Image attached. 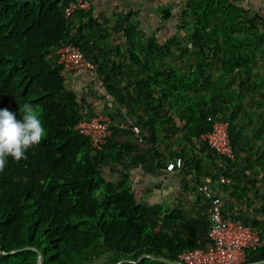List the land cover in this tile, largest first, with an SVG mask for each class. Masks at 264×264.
<instances>
[{
  "label": "trees",
  "instance_id": "trees-1",
  "mask_svg": "<svg viewBox=\"0 0 264 264\" xmlns=\"http://www.w3.org/2000/svg\"><path fill=\"white\" fill-rule=\"evenodd\" d=\"M70 1L0 0V109L7 108L21 119L20 108L30 103L40 110L46 130L42 142L27 151L26 159L15 162L9 158L0 172V264H36L38 253L42 264H92L80 263L79 256L96 242L114 252L109 264L134 261L142 254L177 260L182 250L200 246L175 226L185 219L184 213L140 203L131 192L127 167L119 173L117 183L106 178L104 166L109 162L126 166L131 149L109 144V140L101 149L92 147L76 128L88 116L82 115L75 93L65 86L57 54L52 63L50 57L64 42L77 45L92 62L104 89L138 119L153 146L159 141L158 133L165 132L166 139L179 128L176 118L184 121L182 131L189 139L212 130L208 118L227 120L235 158L227 161L226 174L235 182L230 170L238 160V133L235 117L225 116L220 98L228 99L224 108L232 112L243 106V84H236L235 78L253 73L264 29L243 0H189L176 14L171 6L162 5L161 22L175 25L173 17L178 18L187 35L185 44L176 46L180 39L175 35L159 46L152 42L146 50L151 63H143L131 48L135 37L142 41L134 21L122 23L126 51L143 76L121 85L111 77L121 67L97 69L96 54L90 57L83 47L84 38L97 39L90 33L88 11L76 10L66 17L64 8ZM174 46L189 64L174 66L165 78L150 75L153 63L159 67L161 54ZM212 61L218 62L214 79L209 74ZM248 83L249 90L259 94L250 98L252 104L262 107L254 114L258 125L253 133L260 137L264 134V76ZM248 116L252 121V115ZM147 152L128 161L162 157L156 149ZM246 163L256 171L250 156ZM251 225L262 234V229ZM121 264L165 263L144 257Z\"/></svg>",
  "mask_w": 264,
  "mask_h": 264
},
{
  "label": "crops",
  "instance_id": "crops-1",
  "mask_svg": "<svg viewBox=\"0 0 264 264\" xmlns=\"http://www.w3.org/2000/svg\"><path fill=\"white\" fill-rule=\"evenodd\" d=\"M86 1L89 3V9L86 11L89 12L90 33L97 40L93 42L84 38L83 47L90 57L96 54L93 60L97 69L108 70V67L119 65L120 71H113L111 77L114 82L117 80L121 85H125L129 79L132 80L137 75L143 76L142 70L126 51L128 45L122 23L134 21L135 31L141 35L142 41L139 42V38L135 37L131 48L137 52L143 63H151V59L146 57L149 45L153 42L159 46L173 36L172 23L170 21L162 23L160 18V7L172 0ZM73 23L77 26L78 19H74ZM103 45H107L104 53L99 50ZM176 46L170 48L169 52L161 54L159 67L153 63L150 75L157 73L158 78H165L167 71L174 66L183 67L189 64L188 60L179 55L180 49ZM175 52L176 57L172 55ZM55 57L56 52L51 55L50 60L54 62ZM107 60L112 62L108 64ZM211 66L209 74L214 79L218 73V62L212 61ZM204 75L207 76L208 73ZM64 79L65 86L75 93L82 115L88 117L102 115L110 120L112 133L109 144H116L120 148L129 146L130 160L136 158L137 154H147L149 149H152V152L156 149L162 156L159 159L150 156L138 163L130 162L128 159L126 166L109 162L104 166L106 178L117 183L119 173L125 171L127 167L131 192L140 203L156 205L166 211L183 212L185 219L178 221L175 226L182 231L185 238L200 246L207 245L208 201L198 192L197 185L202 182L218 185L216 182L218 158L201 136L204 133L189 139L186 131H182L184 121L176 118L175 122L179 128L173 134L169 132L166 139L165 132L158 133L159 141L153 146L147 141V131L138 119L104 89L96 70H71L64 74ZM244 86L241 87V93L244 95L243 106L238 111L232 112L231 108H224L228 104V99L223 96L220 98L225 116L228 119L235 117V132L238 133L236 142L240 149L237 151V164L230 170L235 182L218 186L224 215L241 217L262 229L261 246L249 253L247 263L264 264V157L258 158L264 149V134L258 137L253 133L254 127L258 125L254 114L262 107L256 108L250 99L259 94L247 90V85ZM139 112L142 115L146 113L143 109ZM250 114L252 121L248 120ZM134 127L139 128V133L134 132ZM248 156L255 164L256 171L246 163ZM175 158L182 159L183 166L168 170L167 163L174 161ZM234 185L237 188H234Z\"/></svg>",
  "mask_w": 264,
  "mask_h": 264
},
{
  "label": "built area",
  "instance_id": "built-area-1",
  "mask_svg": "<svg viewBox=\"0 0 264 264\" xmlns=\"http://www.w3.org/2000/svg\"><path fill=\"white\" fill-rule=\"evenodd\" d=\"M88 9V1L72 0L65 6L64 12L66 17H71L76 10ZM56 54L63 75L71 70L94 69L92 62L75 44L62 43L57 48ZM208 119L212 121V130L201 136L218 158L216 182L218 185L232 183L231 177L226 174L227 161L235 158L228 133V121L222 118ZM76 128L89 138L95 149H101L112 133L110 120L102 115L82 118ZM133 130L139 133V128L134 127ZM182 166V159L175 158L174 161L167 163L166 168L171 170ZM218 185L207 182L197 185L198 192L208 201L207 245L182 250L177 260L184 264H244L249 253L258 250L261 246V234L258 229L241 217L223 214L222 196Z\"/></svg>",
  "mask_w": 264,
  "mask_h": 264
},
{
  "label": "clouds",
  "instance_id": "clouds-1",
  "mask_svg": "<svg viewBox=\"0 0 264 264\" xmlns=\"http://www.w3.org/2000/svg\"><path fill=\"white\" fill-rule=\"evenodd\" d=\"M19 111L21 119L7 108L0 109V172L9 158L15 162L26 159L27 151L39 145L46 135L38 108L25 103Z\"/></svg>",
  "mask_w": 264,
  "mask_h": 264
},
{
  "label": "rangeland",
  "instance_id": "rangeland-1",
  "mask_svg": "<svg viewBox=\"0 0 264 264\" xmlns=\"http://www.w3.org/2000/svg\"><path fill=\"white\" fill-rule=\"evenodd\" d=\"M188 1L189 0H172L167 2V5L173 8L172 12L175 13L176 11V13H178L184 9L183 6H185V4H187ZM240 1L241 0H238L237 2ZM243 1L247 9L250 10V15L256 17L258 20V24L261 26L262 29H264V0H243ZM173 18L175 20V25H173V29H174L173 35H175L177 38L180 39V42L175 41V44L183 45V43L185 44L187 40L186 38L187 35L183 31V29H181V27L179 26L178 18L176 17ZM257 49H258L257 65H255L252 68L253 73H251L250 76H247L245 74V75H241V78L239 77L235 78L236 84L242 82L243 86L247 85V90L249 89L248 88L249 79L257 80V77L264 76V36L261 38V41L257 45ZM172 55L176 57L177 53L175 52ZM260 148L262 149V146H260ZM114 255H115L114 252L106 250L99 242H96L79 256V262L80 263L89 262L92 264H109L110 258H112Z\"/></svg>",
  "mask_w": 264,
  "mask_h": 264
},
{
  "label": "water",
  "instance_id": "water-1",
  "mask_svg": "<svg viewBox=\"0 0 264 264\" xmlns=\"http://www.w3.org/2000/svg\"><path fill=\"white\" fill-rule=\"evenodd\" d=\"M2 253H4V252H2ZM144 257H149V258H151L153 260H157V261L163 262L165 264H184V263H182V262H180L178 260H171V259H169L167 257H164V256H157L156 257V256H153V255H150V254H142L139 258H137L134 261L131 260V259H121V260L117 261L115 264H121L123 262H137L141 258H144ZM36 264H42V257H41V254L40 253H38V255H37V262H36ZM244 264H252V263H247L246 262Z\"/></svg>",
  "mask_w": 264,
  "mask_h": 264
}]
</instances>
